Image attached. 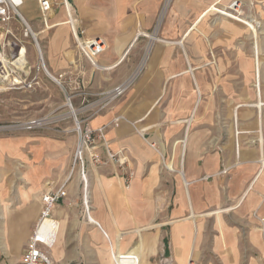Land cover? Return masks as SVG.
I'll return each instance as SVG.
<instances>
[{
    "label": "crops",
    "instance_id": "0c3cea01",
    "mask_svg": "<svg viewBox=\"0 0 264 264\" xmlns=\"http://www.w3.org/2000/svg\"><path fill=\"white\" fill-rule=\"evenodd\" d=\"M36 1L40 23L33 22L37 30L33 29L39 33L47 68H36L38 53L30 42L27 59L32 68L25 72L38 80L31 89L6 93L41 90L46 78L53 80L48 78L50 72L59 79L60 83L53 81L61 85L64 98L50 97L49 102L54 104L52 115L34 117L26 127L40 129L53 121L58 123L54 135L73 133L78 139L74 121L77 117L84 127L104 128L106 139L98 141L96 150L103 162L86 164V189L80 171H72L76 142L70 153L69 149L60 151L62 146L58 142L48 163L46 177L54 185L49 188L66 184L67 191L66 198L52 213L58 223L50 218L43 222L44 229L57 230L59 224L57 241L51 250L53 264H114L111 250V261L100 263L69 246L66 237L62 246L58 244L61 226L69 224V217L78 215L85 227L91 225L96 233L101 231L108 238L109 249L111 243L119 252L135 253L141 264L142 259L147 261L159 250L158 243H153L158 234L169 242L167 248L174 264H189L190 259L191 264H264V0H254L244 8L262 25L257 36L262 32L261 47L255 43L259 49H255V44L250 46L251 36L255 37L250 29V34L242 30L231 34L220 31L211 40L210 46L224 58L223 76L216 75L215 68H208L205 75L191 59L195 54L189 52L182 40L176 42V48L156 44L145 68H139L140 52L134 46L141 31L129 35L122 26L117 29L118 36L107 37L105 50L96 57L99 65L108 68L94 67L77 48L68 14L55 16L54 4L47 27ZM141 6L146 15L142 23L152 25L160 1L140 0L137 7L142 9ZM34 9L35 0H27L21 8L29 22ZM94 22L98 27L103 23L100 19ZM78 28L84 30L83 39H93L87 33L85 21L78 23ZM184 30L181 27L179 35ZM239 40L244 43H238ZM234 65L240 69L241 81L234 79ZM253 77L255 82L250 85ZM127 83L122 95L110 98L115 88ZM234 91H238L237 96ZM75 104L79 107L75 108ZM39 119L44 123L28 126ZM42 182L38 180L34 185L41 187ZM85 193L90 217L96 222L86 219ZM0 195L9 197L8 192L1 191ZM10 196L12 200L32 201L22 204L20 209L1 211L2 217L9 216L8 236L18 241L5 246L6 254L11 256L2 264H22L41 218L43 196L20 190ZM157 217L166 218L162 224L166 230H151L142 236L143 230L156 227L152 222ZM147 224L150 225L138 228ZM134 233L140 235V241ZM126 234L131 235L132 241L121 249Z\"/></svg>",
    "mask_w": 264,
    "mask_h": 264
},
{
    "label": "rangeland",
    "instance_id": "374dc122",
    "mask_svg": "<svg viewBox=\"0 0 264 264\" xmlns=\"http://www.w3.org/2000/svg\"><path fill=\"white\" fill-rule=\"evenodd\" d=\"M123 1L124 7H121V0H92L91 3L89 0H53L56 9L55 16L61 17L66 12L71 19L70 22L74 30L78 26V23L85 21L88 24V35L93 39L100 38L106 44L107 37L114 38L118 36L117 29L120 26L125 28L126 34L129 35L135 36L141 31L138 34L139 36L137 35L138 38L137 36L135 37L137 41L134 46V49L138 48L140 52L139 65L141 66L139 68H145L156 44L162 43L168 48H176L179 47L176 42L182 40L189 52L192 55L195 54L191 59L196 66H200L199 68L205 72V75H207L208 68H215L217 71L216 75L223 76L224 73L221 70H224V67H222L224 58L219 57L215 48L210 46L211 40L219 36L217 34L220 31L231 34L230 32L242 30L244 34H250L248 32L250 29L254 36L257 37L259 31L263 29L260 21L244 10L246 4L252 5L254 0H159L160 6L152 25L142 23L145 21L146 15L144 14L145 9L142 6V9L138 8L140 0ZM103 4H107V7H104ZM35 7L34 12H31L30 18H32V21L30 23L37 30L33 24V22L40 23L36 16L38 15L36 0ZM223 12H228L229 14H224ZM203 14H207L206 17L197 23V20ZM235 17H241L251 23L254 26V30L247 23ZM97 19H100L103 23L104 21H108V23L103 26V23H101L98 27L94 22ZM12 25L14 31L17 34H21L22 24L14 20ZM226 26L228 30H225ZM181 27L185 28L184 34L189 33L185 38L183 37L184 34L182 36L179 35ZM89 29H91V34H89ZM35 34L39 36V33L35 32ZM260 36H263L262 32L257 38L251 36L250 46L252 48L256 42L260 45ZM79 42V44H82V39ZM238 43H244V40H239ZM76 46H78L77 43ZM257 46L255 44V49ZM32 48L31 56L34 53ZM77 48L80 50L79 46ZM181 48L180 51H182ZM259 57L263 61L261 54ZM237 61L239 59L236 60V64ZM94 62L92 63L94 67H108L99 65L96 59ZM233 67L235 81H241L242 75L238 73L240 69L236 68L235 65ZM46 79L45 87L35 92L6 93L0 86V193L3 191L9 194L8 199L0 195V264L11 256L6 254L5 246H11L12 243L18 242L17 240L13 241L8 236L7 222H9V216L2 217V209L16 210L20 209L22 204H31L32 202L12 200L10 195L20 190L30 192L31 194L39 193L40 197L43 196L47 190L52 189L49 188L51 185L54 186L53 182L47 179L46 173L49 172L48 163L54 157L56 145L59 142L62 146L60 151L69 149L70 153L75 146V142L77 143V138L73 133L72 136L59 137L54 135V129H57L58 123L53 121L48 122L40 129H28L26 127L28 120L34 117L52 115L51 112L53 111L54 104L49 102L50 97L52 100L54 98H64V90L61 88V85L53 81L54 79L47 81ZM251 81L250 85L255 82V77ZM233 93L235 96L238 95V91H234ZM74 106L75 108L79 107L77 104ZM77 170L79 169H76V174ZM38 180H43L41 187L34 185ZM86 219L89 221L87 216ZM164 221H166V218H155L152 223H155L156 227L150 230H143L141 235L147 236L152 232L151 230L154 232L166 230V226H162ZM84 224L83 218L80 215L75 218L69 217V230L66 231L68 225L61 226L62 237L61 239L59 238L58 244L62 246L61 242L66 237V240L70 241L69 246L71 245L73 249L77 247L80 254L82 253V255L92 262H97L96 260H99L100 263L106 260L111 261L108 238L101 231L100 234L96 233V231L90 228L91 225L88 228ZM149 225L147 224L138 228H144ZM134 234V238L140 241V235ZM163 239L164 237L161 234H158L154 238L153 243H158L159 250L150 256L147 261L142 259V264H174V258L170 253V249L168 250L167 248L169 242L167 243V239ZM131 241V235L126 234L121 240V249L130 244ZM191 262L192 260L190 259L189 264Z\"/></svg>",
    "mask_w": 264,
    "mask_h": 264
},
{
    "label": "built area",
    "instance_id": "2783aa9c",
    "mask_svg": "<svg viewBox=\"0 0 264 264\" xmlns=\"http://www.w3.org/2000/svg\"><path fill=\"white\" fill-rule=\"evenodd\" d=\"M26 1L0 0V86L5 92L31 89L37 82V76L30 78V73L27 74L25 72L26 68H32L27 59L28 45L30 42H33L38 53L36 68H43L44 70L47 68L38 36L35 34L29 20L21 11ZM38 2L43 22L45 26L49 27L48 18L52 12L54 3L52 0H38ZM14 20L22 24L21 34H17L14 31L12 25ZM70 25L72 27L71 23ZM73 32L78 44L80 43L79 40L82 39V44H79V47L83 54L91 63H95L96 57L106 48L105 41L100 38L92 40L83 39L84 30L78 28V26L75 30L73 29ZM56 82L60 83L58 78ZM127 87L128 83L118 86L111 92L110 98L122 95ZM74 121L78 139L73 155L72 171L74 172L76 169L80 170L86 187V164L87 162H93L95 164H101L103 162L96 150L98 148V141L101 140L104 142L106 139L104 128L94 130L89 127H84L82 121L77 117H74ZM43 123V119L33 120L29 122L28 126L32 128ZM110 157L115 158V155L110 153ZM66 196V184L61 185L57 189H49L43 195L41 218L28 242L27 249L22 258V264H53L51 250L57 241L59 224L57 230L51 228L44 229L43 222L47 218L57 222L52 218V213L55 206L65 199ZM84 210L85 215L89 219L91 208L87 196L84 198ZM110 246L114 264H141L140 257L137 254L130 253L129 251L119 252L111 243Z\"/></svg>",
    "mask_w": 264,
    "mask_h": 264
},
{
    "label": "bare ground",
    "instance_id": "6f19581e",
    "mask_svg": "<svg viewBox=\"0 0 264 264\" xmlns=\"http://www.w3.org/2000/svg\"><path fill=\"white\" fill-rule=\"evenodd\" d=\"M224 14H229L228 12H223ZM236 19H239V20H241V21H243L244 23H247L249 26H251V28L254 30V26H252V24L251 23H249L248 21H246L245 19H243V18H241V17H235ZM257 49H259V47L257 46ZM259 64V63H258ZM108 68V67H107ZM110 68V67H109ZM257 68H258V66H257ZM49 75L56 81L57 80V78L53 75V74H51L50 72H49ZM257 76H260V75H257ZM257 86H258V84H257ZM73 114H74V112H73ZM87 188V186L85 187V189ZM85 195L87 196V193H85ZM89 218L93 221V222H96V220H95V218H93V217H90L89 216ZM113 245V244H112ZM114 246V245H113ZM115 247V246H114ZM110 250H111V246H110Z\"/></svg>",
    "mask_w": 264,
    "mask_h": 264
}]
</instances>
